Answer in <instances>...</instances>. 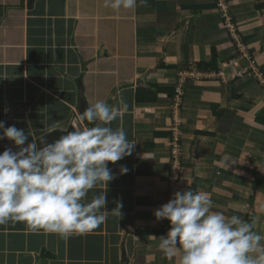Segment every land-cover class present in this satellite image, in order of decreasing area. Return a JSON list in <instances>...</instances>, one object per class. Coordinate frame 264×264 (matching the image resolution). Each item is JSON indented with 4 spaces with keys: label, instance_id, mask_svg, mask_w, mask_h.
Listing matches in <instances>:
<instances>
[{
    "label": "crops",
    "instance_id": "0c3cea01",
    "mask_svg": "<svg viewBox=\"0 0 264 264\" xmlns=\"http://www.w3.org/2000/svg\"><path fill=\"white\" fill-rule=\"evenodd\" d=\"M97 101L127 105L110 126L135 144L109 164L105 222L68 237L0 225V264H179L158 249L170 225L154 216L173 195L175 127L174 192L208 193L214 211L253 216L264 236V0H137L119 11L104 0H0V121L37 143L80 126Z\"/></svg>",
    "mask_w": 264,
    "mask_h": 264
},
{
    "label": "clouds",
    "instance_id": "9594fccd",
    "mask_svg": "<svg viewBox=\"0 0 264 264\" xmlns=\"http://www.w3.org/2000/svg\"><path fill=\"white\" fill-rule=\"evenodd\" d=\"M145 4L147 0H139ZM115 11L132 10L137 0H104ZM127 105L89 104L80 113V126L40 147L29 134L0 121V139L12 143L0 153V225L23 222L33 231L68 237L90 232L106 220L107 185L115 176L109 164L132 154L135 144L123 128L110 126ZM83 122L93 125L86 126ZM121 166V174L126 173ZM101 189L91 200V190ZM167 220L169 231L159 237L158 249L179 264H264V236L255 223L213 210L208 193L184 189L154 212Z\"/></svg>",
    "mask_w": 264,
    "mask_h": 264
},
{
    "label": "built area",
    "instance_id": "2783aa9c",
    "mask_svg": "<svg viewBox=\"0 0 264 264\" xmlns=\"http://www.w3.org/2000/svg\"><path fill=\"white\" fill-rule=\"evenodd\" d=\"M231 29V33L233 35V39L235 40V42L237 43V49L238 52L241 55H245L247 53V49L244 45V43L242 42V40L236 36V31L233 27L230 28ZM182 96V90L180 88H178L177 91V100L178 102H180V97ZM173 141L171 143V156L173 159V166H172V179H171V187H172V192L174 193L175 188H176V183L178 181L179 177V172L181 170V157H182V146L180 144V137H179V132L177 130V128L175 127V129H173Z\"/></svg>",
    "mask_w": 264,
    "mask_h": 264
},
{
    "label": "trees",
    "instance_id": "16d2710c",
    "mask_svg": "<svg viewBox=\"0 0 264 264\" xmlns=\"http://www.w3.org/2000/svg\"><path fill=\"white\" fill-rule=\"evenodd\" d=\"M234 44H235V48H236V50L238 52L237 43L235 42V40H234ZM245 47H246V45H245ZM2 117H3V115L0 114V120L2 119ZM71 130H69V131H71ZM64 134H66V133H52V134H49V135H47V136H45L43 138H45L46 140H48L49 142H51L52 140H55V139L59 138L61 135H64ZM37 143H39V146H41L40 145V140L37 141ZM8 147H12L13 150H15L14 146L12 145V143L10 141H8V140H0V153H2L5 150V148H8ZM262 186H264L263 183H262ZM253 219H254L253 216H249L248 217V222L251 223L253 221Z\"/></svg>",
    "mask_w": 264,
    "mask_h": 264
},
{
    "label": "water",
    "instance_id": "95a60500",
    "mask_svg": "<svg viewBox=\"0 0 264 264\" xmlns=\"http://www.w3.org/2000/svg\"><path fill=\"white\" fill-rule=\"evenodd\" d=\"M35 1H36V0H27V2H28V8H29V9H32V8L34 7V2H35ZM122 264H128V263H127V260L124 259Z\"/></svg>",
    "mask_w": 264,
    "mask_h": 264
}]
</instances>
